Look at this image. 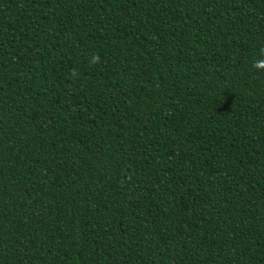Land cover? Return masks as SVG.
I'll use <instances>...</instances> for the list:
<instances>
[{"label":"trees","instance_id":"16d2710c","mask_svg":"<svg viewBox=\"0 0 264 264\" xmlns=\"http://www.w3.org/2000/svg\"><path fill=\"white\" fill-rule=\"evenodd\" d=\"M258 60L264 0H0V264H264Z\"/></svg>","mask_w":264,"mask_h":264},{"label":"clouds","instance_id":"9594fccd","mask_svg":"<svg viewBox=\"0 0 264 264\" xmlns=\"http://www.w3.org/2000/svg\"><path fill=\"white\" fill-rule=\"evenodd\" d=\"M93 62H98V57H95L93 59ZM255 68H257L258 70H264V60H258L255 62Z\"/></svg>","mask_w":264,"mask_h":264}]
</instances>
